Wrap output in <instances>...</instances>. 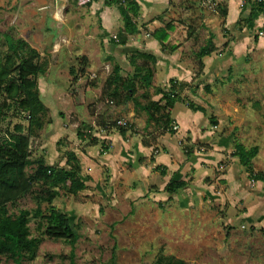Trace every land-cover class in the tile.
<instances>
[{"label":"rangeland","instance_id":"1","mask_svg":"<svg viewBox=\"0 0 264 264\" xmlns=\"http://www.w3.org/2000/svg\"><path fill=\"white\" fill-rule=\"evenodd\" d=\"M95 1L105 4L104 0ZM167 1L181 35L165 42V47L157 45L153 52L164 65L161 59L173 55L176 50L170 49L182 44L184 50L175 58L185 61L186 75L179 77L177 71L167 75L162 66L150 62L145 67L154 68L157 73L152 81L154 90H163L167 95L171 82L185 86L176 91L177 103L171 110L175 121L171 120L166 127L154 126L150 131L155 134L151 157H163L164 161H160L166 165L162 163L149 171L154 187L146 188L155 194L152 192L147 200L140 201L129 196L143 190L131 178L133 167H125L117 158L119 154L125 158V152L133 155V148H125L119 136L124 131L132 138L143 130L137 121L142 112L126 100L122 82L114 85L109 82L115 65L121 68V79L131 75L129 62L133 49L142 42L146 44L149 33L142 29L140 38L128 39L127 48L120 46L121 29L116 28L119 25L123 28L124 24L117 7L112 6L116 12L114 28L105 35H96L92 28L100 24L93 18L91 37L86 44L83 42L86 55L74 60L75 54L72 57L69 54L74 46L70 41L74 39L67 36L68 26L59 19L67 15L70 21L81 13L78 9L85 11L89 4L79 7L75 0H0L1 55L8 51V40H23L40 53H47L53 42L59 41L66 52L62 57L67 59L60 68H56L60 64L54 63L56 58L52 60V55L41 56L49 65L35 82L40 99L48 108L50 124L31 139L32 158L44 157L48 165L63 167L66 154L72 152L82 165L81 175L94 178L91 187L77 196L59 190L53 202V207L69 218L79 237L74 248L64 241L45 237L43 229H37L40 220L32 219L31 234L42 238V243L37 258L23 264H70L72 250L74 264H156L159 259L170 258L186 264H264V221L261 225L247 220L259 205L256 202L264 207V184L250 177L264 175V16L250 19V9L244 8V0ZM66 4L65 11L62 5ZM219 6L226 10L225 16ZM163 8L158 5L155 14L163 16ZM52 18L58 22L54 23ZM58 35L66 38L57 40ZM210 37L215 51L202 59L204 67L200 69L198 53ZM142 91L138 89L136 95L141 96ZM150 92L155 102L163 97ZM147 101L148 97L140 99L141 104ZM188 104L204 112L191 111ZM131 112L134 116L129 117ZM143 113V121L147 122ZM117 120H125L127 126L116 127ZM20 123L26 128V122L10 117L2 131L7 127L12 130ZM173 127L177 131L171 130ZM98 136L108 139L101 140ZM168 144L175 147L170 148V155L163 150V146L169 148ZM236 144L259 150L250 173L234 156ZM187 162L194 166L186 165ZM193 167H198L200 174L187 181L189 186L180 195L183 199L174 195L166 200L168 194L162 191L169 181L165 176L179 173L186 180L194 175ZM125 172L129 177L121 178ZM193 182L197 186L189 188ZM205 186L208 194L201 192ZM35 208L28 197L19 200L13 209L33 212ZM41 209L47 214L46 204ZM0 264L13 263L0 257Z\"/></svg>","mask_w":264,"mask_h":264},{"label":"trees","instance_id":"2","mask_svg":"<svg viewBox=\"0 0 264 264\" xmlns=\"http://www.w3.org/2000/svg\"><path fill=\"white\" fill-rule=\"evenodd\" d=\"M104 3L107 6H116L120 13L124 25L123 30L119 32L118 44L125 46L128 37L138 34L133 19L139 13V5L136 0H104ZM243 6L250 9V19L256 15H264V1L257 3L244 0ZM219 11L222 15H226V10L222 7ZM212 40L210 37L207 45L198 53L200 69L204 67L202 59L209 57L215 51ZM165 41L166 35L163 33L158 39L159 45L165 47ZM7 45V53L0 54V257L13 264H23L24 261L32 262L37 258L42 243V238L33 237L31 234L29 225L32 219L40 220L37 229L38 231L43 229L45 237L64 241L72 249L74 248L79 237L72 229L69 218L55 209L53 202L59 196V190L67 195L77 196L90 188L92 183L81 179L82 165L72 152L66 154V164L63 167L48 165L44 157L32 158L31 139L35 138L45 125L50 124L47 116L48 108L41 101L35 82L37 77L45 74L49 62L42 59L40 54L23 40L16 42L8 40ZM176 49L177 47L171 48V50ZM138 61L144 63L138 66ZM147 62L154 64L155 58L142 53L132 54L129 64L134 68V74L121 79V68L115 65L113 77L109 82L110 85L122 82L121 89L126 93V100L133 102L136 108L140 106L137 90L152 88L153 71L151 67H145ZM184 86L175 81L171 82L167 95L163 90H154L155 93L163 94V97L156 102L147 101L143 108L147 114V121L156 126H168L171 122L170 110L177 103L176 91H181ZM111 94L115 96V92L111 91ZM141 100H146V97L142 95ZM187 106L191 111L204 112L203 109L196 108L192 104ZM10 117L26 122V128L20 123L15 124L12 130L7 127L3 132L2 127ZM124 134L122 131L121 135ZM77 135L82 137L80 133ZM234 149V156L250 173L258 148L247 149L241 144H236ZM30 168L33 169L31 173L28 172ZM250 177L256 182H264V175L252 174ZM186 185L183 180H170L163 193L175 195L184 190ZM28 197L36 205L33 212L13 209L19 200ZM42 204L48 206L47 214H43ZM69 260L70 264H74L73 250ZM156 264L186 263L170 258L159 259Z\"/></svg>","mask_w":264,"mask_h":264},{"label":"crops","instance_id":"3","mask_svg":"<svg viewBox=\"0 0 264 264\" xmlns=\"http://www.w3.org/2000/svg\"><path fill=\"white\" fill-rule=\"evenodd\" d=\"M136 1H137L138 5H139V13H138L137 17L133 19V22L136 25L137 30H138V34L135 35V37L136 38H140L139 37V35H140L139 32L142 29H145L146 32L149 33L148 35H146V38H150V39L146 42V44H144L141 41L142 44L138 45L136 49H133L134 53H142V54H147V55L153 56L155 58L154 65L156 64L157 66H162L163 69H165V72L166 71L168 72L167 75H172L174 72L177 71L179 73V77L185 76L186 75V70L184 68V65H186L185 61L175 58L176 54H178V55L182 54V52L184 50L182 44L176 49V51H174V53H171L173 55L168 56V57H166L164 59H161L162 62H164V65L160 63L158 55L155 52H153L154 48H156L157 45H159L158 39L160 38V36L163 33H165V35H166V41H165L166 43H168V41L172 40L175 37L179 38L178 35H181L178 32V30H179L178 29V21L176 19H174L173 12L171 11L172 7L170 6L169 1L165 2L166 0H162V1L152 0V1H149L148 3H141V2H143L142 0L141 1L140 0H136ZM158 5H160L161 7H164L163 9H165L163 16H161L159 14H155V8H158ZM62 6L64 7V10H65V7H67L68 4H66V6H64V5H62ZM78 10H81V11H78V12H81V13H79L78 15L72 16L70 21L67 20V17H66L67 15H62L61 19H59L60 23L65 24V25L68 26L67 31L70 34L67 35V36L68 37H72L74 39L73 41H70V42H72L73 45H74V46H72V51H74L75 53H72V51H71V53L69 52L70 57H72L75 54L74 60L76 58H78L79 56L84 57L86 55L85 54L86 53L85 52V48H84L85 45H83V42H84V44H86L87 38L89 39L91 37L89 35V31H90L91 26H92L93 18H96L100 25H99L98 28H92V30L96 31V35H99L101 33H103V34L107 33V32L110 31V29L114 28L113 27V23L115 21L114 17H116L115 16L116 12L113 10L112 6H107V5L102 4V3L100 4L99 1L93 2L88 7V9L85 10V11H83V9H78ZM148 16H151V17H148ZM256 16H258V15H256ZM261 16H264V15H261ZM52 19H54L53 20L54 23L58 22V20L56 18H52ZM116 20L119 23L120 20H118V18H116ZM138 23H139V25H142V24H145V25L140 27L138 25ZM116 29L117 30H119V29L123 30L122 26H120V25ZM132 37H134V36H130V37H128V39L131 40ZM59 38L65 39L66 37L64 38L63 35H58L57 36V40H60ZM165 42H164V44H165ZM29 45L31 46L32 49H34V47L31 44H29ZM126 45H125V48H127ZM129 45H130V43L128 44V46ZM172 45H174V44H172ZM177 45H178V43H177ZM37 52L40 54V56L45 55L46 58L49 57L48 55H52V60H54L56 58V60H54V63L56 65L60 64V66L56 67V68H60L61 65H63L61 62H64V60L67 59V58L64 59L62 57L63 54H66V52L62 51V45L60 44L59 41H54L51 50H49L47 53H45V52L44 53H40L38 50H37ZM57 56H58V58H57ZM105 66H107V65H105ZM132 69L134 71L133 67H132ZM133 71L130 70L131 75H129V76H132L134 74ZM152 71H153V80H155V77L157 76V73L155 72L154 68L152 69ZM72 72L73 71L71 70V73ZM178 80H180V79L178 78ZM153 86H155L154 83L152 85V88H149L147 90L144 89L141 92V94H140L141 96L144 95L146 97V100H147V97H148V101H152V102L154 101V99L152 98L153 95H152L151 92L149 93V91H153L154 92ZM141 96L139 97L140 99H141ZM145 105L146 104H141V102H140L139 108L141 109L142 113H139L138 114V118H137V121H139L141 123V125L143 126V130L140 131L139 133H137L132 138L128 134L121 135L122 138L119 136V140L123 142V145H125V148H127L128 150H132V148H133V151H132L133 155L130 154L129 152H125V154L127 155V156H125V158H124V156H122L123 158H121V154H119L120 156H119V158H117L118 160L119 159L122 160L121 163L125 167H127V166L133 167L132 168L131 178H134L135 183L138 185V187L143 188V190H145V192H143V190H141V194H139V192H135V193L129 194V196L132 197V195H133L135 197V199H139L140 201L141 200H147L148 199L147 195H149L152 192H154V191H150L149 192L147 190V188H146V186L147 187L148 186H152V184H150L151 183L150 181L152 179L153 174L151 175L149 171L153 170L154 166L156 167L157 165H161L163 163L162 161H164L163 157H161L159 159L156 156L155 157H151V150L153 149L155 134H153L150 131L154 130L153 128L156 125L151 123V122L149 123L148 121L147 122L143 121V117L145 116V114L143 113L144 112L143 108L145 107ZM171 110H170V118H171L172 121H175L173 119V117H172ZM128 116L132 117V116H134V113L131 112V113L128 114ZM94 126H95V124H94ZM99 126H101V125L99 124ZM99 129L102 130L101 127H99ZM145 130H147V133L149 132L150 134L151 133L152 134L151 135L148 134V136H146L147 133L145 132ZM186 134H187V132H186ZM98 138L101 139V140L108 139V138L101 137V136H98ZM181 140H182V136H181ZM194 144H195V142H194ZM168 146H169V148H166L165 146H163V150H165V153L167 155H170L171 154V149L170 148L175 149V147L171 146L170 144H168ZM114 157H116V156H114ZM153 158L155 159L154 162L152 161ZM160 160H162V161H160ZM112 163L114 165L116 164L115 161H113ZM252 163H253V161H252ZM163 165H166V164L163 163ZM186 165H191L192 166L193 164H189L187 162ZM193 168L195 169L194 170V175H192L191 177H189L186 180H184V178L179 173H176V174H172L171 173V175L167 174L165 176V178H168V181H170V180H175V181L183 180L187 184L186 188H188L189 183H187V181H189L191 179L193 181L194 177L196 178L197 173L200 171V170H198L199 169L198 167L197 168L193 167ZM126 174H127V172L121 174V178L122 177H127L128 175H126ZM199 174H200V172H199ZM80 177L84 181L90 182L92 184L94 183V181L92 180L94 178L91 177V176L90 177L89 176L83 177L81 175ZM165 184H168V183L165 182ZM261 184H264V182H262ZM194 185H196L195 182L191 183V186L189 188L193 187ZM153 187L154 186H152V188ZM203 189L204 190L201 191L202 193H204V192L207 193V194L209 193V191L207 190L206 186L203 187ZM181 192H183V191H179L177 194H175V196L179 197L181 195ZM183 193H185V191ZM197 193H199V192H197ZM154 194H155V192H154ZM172 196H174V195H168L166 197V200H170ZM261 197L262 196H260L258 199L261 200ZM180 198L183 199L182 196H180ZM256 203H258L259 205L256 206L255 212L252 213V215H250L249 218H247V220L251 221V222L255 221V223H257V224L259 222H261L260 224L262 225L264 219L263 220H261V219L263 218L264 207L262 206L263 204H261V202H256ZM256 217H258V218H256ZM259 220H261V221H259Z\"/></svg>","mask_w":264,"mask_h":264},{"label":"built area","instance_id":"4","mask_svg":"<svg viewBox=\"0 0 264 264\" xmlns=\"http://www.w3.org/2000/svg\"><path fill=\"white\" fill-rule=\"evenodd\" d=\"M252 2H257V3H261L263 2L264 0H251ZM91 2V0H77L76 3H77V6L79 7H84L86 5H88L89 3ZM261 34V33H260ZM110 104H112V102H110ZM115 126L118 127V128H124L127 126V122L125 120H118L116 121L115 123ZM170 129L167 130V132L169 131ZM171 130L173 131H177V128L176 127H173Z\"/></svg>","mask_w":264,"mask_h":264}]
</instances>
